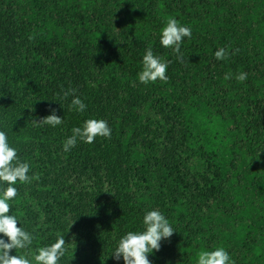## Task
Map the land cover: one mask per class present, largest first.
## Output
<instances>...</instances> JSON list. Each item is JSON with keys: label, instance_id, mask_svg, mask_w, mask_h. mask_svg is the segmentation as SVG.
<instances>
[{"label": "trees", "instance_id": "1", "mask_svg": "<svg viewBox=\"0 0 264 264\" xmlns=\"http://www.w3.org/2000/svg\"><path fill=\"white\" fill-rule=\"evenodd\" d=\"M170 18L191 28L183 63L160 43ZM149 47L166 82L138 79ZM50 107L63 123L35 126ZM89 119L111 137L64 151ZM0 131L39 176L13 185L8 214L34 238L11 255L36 264L60 234L57 264H124L119 240L158 210L176 232L152 264H198L218 247L264 264V0H0Z\"/></svg>", "mask_w": 264, "mask_h": 264}, {"label": "clouds", "instance_id": "2", "mask_svg": "<svg viewBox=\"0 0 264 264\" xmlns=\"http://www.w3.org/2000/svg\"><path fill=\"white\" fill-rule=\"evenodd\" d=\"M191 35L190 27L181 26L175 18H170L162 29L160 43L163 47L172 48L175 53L179 54L177 59L183 63L181 44L185 37L191 38ZM215 57L218 60H226L229 58V52L220 48L215 52ZM142 63L143 69L138 73L141 83L148 84L156 82L158 79L164 82L168 80L167 62L155 56L151 47L143 56ZM230 78L231 74L225 76V79ZM235 78L243 82L247 79V73L241 72ZM75 92V89H69L64 93V97L72 95L74 98L70 107L83 112L86 105L78 96H75ZM50 113L43 118L34 119L33 124L38 127L44 125L55 127L63 123V117L57 115L56 109L50 107ZM72 133L63 145L66 152L76 146L78 139L91 144L97 137L110 138L111 128L103 119H89L84 122L82 128L74 127ZM29 171L30 165L18 158L17 149L9 145L6 133L0 131V181L6 182L8 185L0 195V234L7 238V240L0 238V264H30L29 259L21 255H11V252L29 247L34 237L32 233L18 227V220L15 216L8 214L10 211L8 201L17 196V188L13 185L17 181L30 183L33 179H39L38 175L30 177ZM143 225V231H130L119 240L118 247L112 254L117 262L122 257L124 264H152L148 254L159 251L161 242L170 239L176 232L169 220L158 210L146 212ZM57 236L55 243L38 249V254L34 257L36 264H57L58 260L64 256L67 251L66 240L60 234ZM198 264H234V261L231 260L229 253L223 247H218L215 250L201 251L198 254Z\"/></svg>", "mask_w": 264, "mask_h": 264}]
</instances>
